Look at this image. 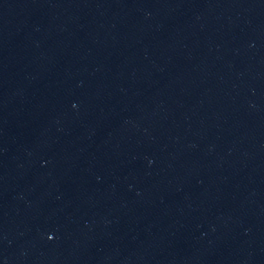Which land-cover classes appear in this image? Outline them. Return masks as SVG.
<instances>
[{
	"label": "water",
	"instance_id": "obj_1",
	"mask_svg": "<svg viewBox=\"0 0 264 264\" xmlns=\"http://www.w3.org/2000/svg\"><path fill=\"white\" fill-rule=\"evenodd\" d=\"M0 264H264V0H0Z\"/></svg>",
	"mask_w": 264,
	"mask_h": 264
}]
</instances>
